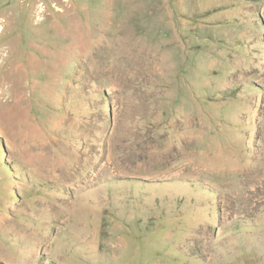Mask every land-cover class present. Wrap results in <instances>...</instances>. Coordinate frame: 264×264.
<instances>
[{
  "label": "rangeland",
  "instance_id": "obj_1",
  "mask_svg": "<svg viewBox=\"0 0 264 264\" xmlns=\"http://www.w3.org/2000/svg\"><path fill=\"white\" fill-rule=\"evenodd\" d=\"M0 264H264V0H0Z\"/></svg>",
  "mask_w": 264,
  "mask_h": 264
},
{
  "label": "bare ground",
  "instance_id": "obj_2",
  "mask_svg": "<svg viewBox=\"0 0 264 264\" xmlns=\"http://www.w3.org/2000/svg\"><path fill=\"white\" fill-rule=\"evenodd\" d=\"M1 96H2V93L0 92V100H1V98H2Z\"/></svg>",
  "mask_w": 264,
  "mask_h": 264
}]
</instances>
